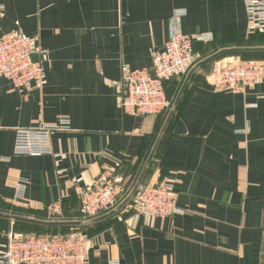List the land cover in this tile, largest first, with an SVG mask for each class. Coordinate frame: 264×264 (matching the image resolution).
Wrapping results in <instances>:
<instances>
[{
    "label": "crops",
    "instance_id": "obj_1",
    "mask_svg": "<svg viewBox=\"0 0 264 264\" xmlns=\"http://www.w3.org/2000/svg\"><path fill=\"white\" fill-rule=\"evenodd\" d=\"M13 31L33 38L46 78L25 93L0 78V212L44 222L87 221L75 186L106 169L135 185L170 110L126 114L122 80L151 69L173 31L204 37L194 41L196 63L264 46L245 0H0V35ZM237 56L264 60L230 54L199 67L149 166L143 184L172 187L173 216L139 214L134 198L81 227L0 218V246L79 228L92 244L88 264H264V81L244 92L217 86ZM186 76L166 82L173 101ZM60 120L69 124L53 132L52 153H14L18 129Z\"/></svg>",
    "mask_w": 264,
    "mask_h": 264
},
{
    "label": "built area",
    "instance_id": "obj_2",
    "mask_svg": "<svg viewBox=\"0 0 264 264\" xmlns=\"http://www.w3.org/2000/svg\"><path fill=\"white\" fill-rule=\"evenodd\" d=\"M250 31L264 32V0H245ZM203 36H191L173 31L161 50H155L152 68L132 69L122 80L121 107L130 115H160L167 113L173 99L166 94V82L180 78L191 70L198 58L194 41ZM38 51L33 38L20 32L0 35V78L11 80L16 90L29 92L46 78L42 63L33 58ZM264 81V60H245L239 56L223 67L217 86L234 92ZM67 120L42 124L33 129L17 130L14 153L40 156L52 153L51 136L68 126ZM133 186L115 170L106 169L87 186H75L83 220L95 218L114 209ZM139 214L158 217L173 216L177 210V194L172 187L159 182L143 184L134 197ZM92 244L79 228L66 235L10 236L0 246L1 264H88Z\"/></svg>",
    "mask_w": 264,
    "mask_h": 264
},
{
    "label": "water",
    "instance_id": "obj_3",
    "mask_svg": "<svg viewBox=\"0 0 264 264\" xmlns=\"http://www.w3.org/2000/svg\"><path fill=\"white\" fill-rule=\"evenodd\" d=\"M254 52H264V46H245V47H231V48H224L214 54H212L211 56L199 61L198 63H196L191 70L187 73V76L185 78V81L180 89V91L178 92L172 108L170 109L167 118L158 134V137L156 139V142L150 152V155L148 156V159L144 165V168L138 178V180L136 181L135 185L133 186L132 190L130 191V193L127 195V197L118 205L116 206L113 210L109 211V213H107L105 216L102 217H98V218H93L87 221H82V220H77V221H63V222H44V221H39L37 219H33V218H28V217H23V216H19V215H15V214H6V213H1L0 212V218H5V219H9L15 222H25L28 224H35V225H43V226H77V227H81V226H86V225H90L93 224L95 222L100 221L102 218L112 215L118 211H120L121 209H123L125 206H127L136 196V194L138 193L139 189L141 188L143 181L145 179V176L148 172L149 166L151 165V162L157 152V149L168 129V126L172 120V117L175 113L176 108L179 105V102L182 98V95L192 77V75L194 74V72L201 66H203L204 64H207L213 60H216L217 58L224 56V55H230V54H245V53H254ZM37 54L34 53L33 54V58L35 60H37Z\"/></svg>",
    "mask_w": 264,
    "mask_h": 264
},
{
    "label": "rangeland",
    "instance_id": "obj_4",
    "mask_svg": "<svg viewBox=\"0 0 264 264\" xmlns=\"http://www.w3.org/2000/svg\"><path fill=\"white\" fill-rule=\"evenodd\" d=\"M241 58V57H240ZM242 59V58H241ZM68 234V233H67ZM36 235H40V234H37ZM43 235H57V234H43ZM59 235H66V234H59ZM24 236V235H23Z\"/></svg>",
    "mask_w": 264,
    "mask_h": 264
},
{
    "label": "trees",
    "instance_id": "obj_5",
    "mask_svg": "<svg viewBox=\"0 0 264 264\" xmlns=\"http://www.w3.org/2000/svg\"><path fill=\"white\" fill-rule=\"evenodd\" d=\"M263 35H264V32H263Z\"/></svg>",
    "mask_w": 264,
    "mask_h": 264
}]
</instances>
